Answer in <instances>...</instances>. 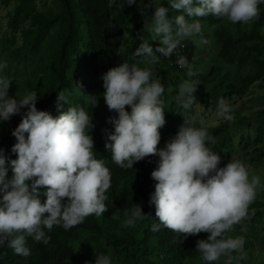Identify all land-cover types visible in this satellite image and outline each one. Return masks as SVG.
<instances>
[{
    "label": "trees",
    "instance_id": "obj_1",
    "mask_svg": "<svg viewBox=\"0 0 264 264\" xmlns=\"http://www.w3.org/2000/svg\"><path fill=\"white\" fill-rule=\"evenodd\" d=\"M38 1L0 0L3 6L12 5L7 12L8 35L4 33L0 38V61L7 63L0 75L12 81L9 96L19 97L34 90L38 95L37 109L53 117L58 115L57 92L67 98L63 111L74 105L89 111L94 125L89 132L93 150L98 159H104L112 174L111 187L106 192L108 210L99 217H86L68 231L59 226H53L51 231L45 229L50 237L46 244L28 237L31 254L27 257L15 254L6 243L0 245V264H84V260L92 262L96 253L109 255L112 264H205L196 251V242L206 239L208 233L188 235L180 244L176 234L167 228L151 231V225L159 222L155 206L149 203L155 183L150 173L158 157H145L134 163L133 168L122 169L112 162L111 153L104 148V129L111 130L106 120L115 113L104 102L101 76L118 66V60L131 62L141 36L154 49L159 46L148 30L154 12L150 0H140L131 6H122L123 0H51L48 5L42 1L41 8ZM161 6L169 9L166 13L169 18L180 14L167 0H161ZM259 8V19L248 24H232L211 15L199 18L209 32L205 34L202 29L208 43L198 46L191 39L185 40L171 56H160L154 70L165 89V124L159 129L161 139L157 147L162 148L175 135L183 117H190L194 126L207 128L214 137L215 144L208 147L220 156L218 167L239 160L251 165L250 174L260 172L264 183V5ZM180 55L187 59L195 75L189 77L186 68L173 62ZM185 80L198 82L196 101L209 100L215 112L218 97L223 96L228 102L241 100L251 95L255 86L257 108L246 114L238 108L232 121L203 126L196 117L195 104L186 113L175 101L179 85ZM76 83L80 85L79 91L72 87ZM93 97L96 104L91 107ZM125 109L130 111L128 106ZM19 121L20 115H13L10 120L0 122V148L10 159L16 158L10 151L16 142L11 132ZM40 199L43 203L46 197L41 194ZM136 204L146 218L134 227H124L127 210ZM260 224H264V189L258 191L249 205L248 219L234 225L226 235L242 236L240 230L245 229L246 235L242 237L248 254ZM238 255L233 253L234 257ZM225 259L221 257L214 264H224ZM233 264L251 262L246 258L238 262L234 259Z\"/></svg>",
    "mask_w": 264,
    "mask_h": 264
},
{
    "label": "clouds",
    "instance_id": "obj_2",
    "mask_svg": "<svg viewBox=\"0 0 264 264\" xmlns=\"http://www.w3.org/2000/svg\"><path fill=\"white\" fill-rule=\"evenodd\" d=\"M140 0H123L122 6L138 4ZM178 15L168 17L169 9L161 0H150L154 12L149 20L152 41L140 37L139 46L130 60L102 74L103 99L110 112L107 118L111 130L104 129V148L111 160L122 169L145 157L156 156L150 178L155 181L149 203L155 206L158 223L151 231L167 228L182 243L188 235L208 233L197 240L196 251L205 264H214L226 257L224 264L245 259V240L242 236L226 235L233 226L249 217V205L256 199L264 183L239 160L228 161L223 167L220 156L208 147L215 139L207 128L194 126L189 117L179 126L175 135L162 148L160 132L165 124L164 86L154 66L160 56H171L182 42L191 39L195 44H207L199 18L209 15L232 24H248L259 19L264 0H167ZM148 7V5H145ZM159 54V56L157 55ZM195 75L185 57L173 61ZM144 64V67H140ZM7 67L0 61V73ZM11 80L0 75V122L20 115L11 135L15 143L10 151L15 159L5 156L0 148V245L7 244L15 254H31L27 238L47 243L46 230L53 226L65 231L83 223L90 215L101 216L108 210L106 192L111 187V171L104 159H98L93 150L89 132L94 127L92 115L82 106H69L63 111L67 98L57 92L56 110H38V95L34 90L22 96H9ZM198 82L183 81L175 101L186 113L194 104ZM72 87L79 91V83ZM92 97V96H91ZM93 97L91 107L95 106ZM128 106L130 111H126ZM23 110V111H22ZM216 116L232 121V109L223 97L217 98ZM46 197L41 202L40 195ZM146 215L140 205L127 210L124 227H134ZM239 253L237 257L233 253ZM85 264H112V258L96 253L92 262Z\"/></svg>",
    "mask_w": 264,
    "mask_h": 264
},
{
    "label": "rangeland",
    "instance_id": "obj_3",
    "mask_svg": "<svg viewBox=\"0 0 264 264\" xmlns=\"http://www.w3.org/2000/svg\"><path fill=\"white\" fill-rule=\"evenodd\" d=\"M42 1L46 3V5L50 4L51 0H39L38 6L44 7L42 6ZM12 8V5L10 4V6H3L0 4V38L2 37V35L4 33H6V35H8V28H7V12L10 11ZM202 29L204 30L205 34H208L209 32L207 30H205L202 26ZM211 35V34H209ZM201 44H198V46H200ZM209 49H207L208 51ZM0 59H2L1 57V51H0ZM213 59H211L212 62ZM119 61V60H118ZM116 61L119 65V62ZM167 89H169V87H167ZM252 91L250 92L251 95L244 97L243 99H238L236 101H230L228 102L231 109H232V115L235 113L234 110L238 111V108H242V112L244 114H246L249 110L250 111H254L255 108H257V103H255L256 101H254V98L258 95V91L257 88L255 86H253ZM209 100L207 101H199L195 104V110H196V117L199 118V122L201 125L203 126H208V125H215L217 124L219 121L223 120L221 118H218L216 116V112L211 110L209 103ZM248 169L251 168V165H247ZM251 171V169H249V172ZM250 175H257L260 176V172L254 173V174H250ZM240 232L242 233V236L246 235V230L245 229H241ZM250 246V251L247 254L246 259L251 262V264H264V224H260L256 230L255 236L252 240V245ZM86 260H84V264H85Z\"/></svg>",
    "mask_w": 264,
    "mask_h": 264
}]
</instances>
